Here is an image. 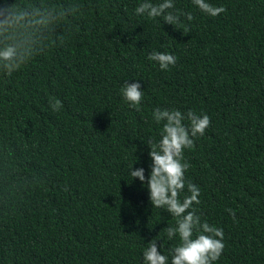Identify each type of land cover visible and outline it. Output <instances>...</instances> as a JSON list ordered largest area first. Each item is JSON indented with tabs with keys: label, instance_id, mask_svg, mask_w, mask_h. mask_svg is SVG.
<instances>
[{
	"label": "trees",
	"instance_id": "16d2710c",
	"mask_svg": "<svg viewBox=\"0 0 264 264\" xmlns=\"http://www.w3.org/2000/svg\"><path fill=\"white\" fill-rule=\"evenodd\" d=\"M141 2L15 0L24 19L0 48L28 62L0 73V264H142L148 240L176 242L128 174L137 160L149 172L156 107L210 116L184 155L202 219L224 232L214 264H264V0H209L226 8L216 17L174 0L193 15L176 28L136 15ZM153 50L176 65L161 70ZM126 80L143 88L139 110Z\"/></svg>",
	"mask_w": 264,
	"mask_h": 264
},
{
	"label": "clouds",
	"instance_id": "9594fccd",
	"mask_svg": "<svg viewBox=\"0 0 264 264\" xmlns=\"http://www.w3.org/2000/svg\"><path fill=\"white\" fill-rule=\"evenodd\" d=\"M192 3L211 17L226 11L224 6H216L209 0H192ZM135 14L151 20L160 18L175 28L181 23V16L188 21L193 20L191 12L176 10L174 0H142L135 8ZM23 19L24 14L17 10L15 0L10 3L0 0V30L13 28ZM185 30H188L187 26ZM148 60L156 62L165 71L177 63L175 55L157 50L148 54ZM27 62L14 46L0 48V73L10 76ZM128 81H124L120 92L130 106L139 110L144 97L143 88L138 80L133 83ZM49 104L53 111H59L63 106L58 99L50 100ZM152 118L159 126V138L143 141L148 146L149 172L146 176L144 167L134 168L137 160L129 167L128 174L132 181L138 179L146 187L151 207L163 209L174 218V223L168 224L164 232L169 241L176 242L162 251L163 242L158 245V240H148L142 252V264H214L225 247L224 232L222 228L202 219L196 207L201 203L200 188L186 178L191 164L184 155L185 149L194 147L195 138L205 134L211 124L210 116L191 109L185 113L177 108L156 107L152 111ZM228 212L235 222V211L229 208Z\"/></svg>",
	"mask_w": 264,
	"mask_h": 264
}]
</instances>
